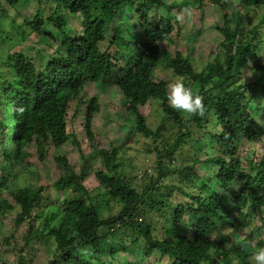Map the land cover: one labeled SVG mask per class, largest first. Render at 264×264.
<instances>
[{"label": "trees", "instance_id": "16d2710c", "mask_svg": "<svg viewBox=\"0 0 264 264\" xmlns=\"http://www.w3.org/2000/svg\"><path fill=\"white\" fill-rule=\"evenodd\" d=\"M7 1L11 6L18 3V0ZM184 1L45 0L46 6L38 9L27 24L29 32L47 36L48 41L62 49L46 60L26 56L22 48L13 50L17 42L9 35L2 36L10 48L3 52L0 46L3 161L0 171H6L11 160L24 158L27 147L33 143L42 148L45 143L60 148L68 141L77 145L75 132L66 118L67 108L70 100H74L71 116L76 117L78 106L85 100L82 97L85 86L94 82L110 81L116 85L126 110L135 117L134 130L151 139L152 147L148 149L156 154L154 172L145 170L142 181L136 183L118 169L121 164L116 146L100 148L98 153L104 168L98 169L94 176L97 188L102 191L94 194L84 184L89 166L83 153L78 172L65 154L55 155L53 159L61 166L62 174L53 186L57 191L71 188L73 192L61 203L60 223L50 228L48 217L37 223L40 212L37 208L44 200L43 184L13 189L10 195L18 205L14 229L26 226L24 240L28 241L53 236L55 251L46 264H113L111 260L117 259L121 250H127L130 245L142 248L144 259L158 253L160 257L155 264H161L164 255L168 256L165 264H253L244 244L254 235L251 229L258 227L255 220L259 225L264 223V151L256 152L257 145L264 147V107L258 106L261 101L264 104V61L260 55L264 49V0H240L247 6L263 7L252 23H243L244 13L229 10L225 0H207L222 11L219 47L223 61L216 57L214 63L208 62L203 70L197 71L180 50L169 56L167 67L178 77L190 80L188 85L203 98L204 114L189 118L201 128L207 127V144L215 150L204 158L196 155L181 168L171 169L165 163L189 136L188 117L170 107L167 82L156 80L153 70L162 45L179 31L178 21L169 11L187 4ZM205 1L193 0L198 6ZM64 12L81 16L79 31L69 30ZM123 15L137 20L140 30L135 39L125 34L126 25L120 21ZM117 20L120 22L107 38L106 29ZM46 23L56 29L58 39L46 30ZM245 68L260 70L261 74L252 81L238 80ZM150 100L158 103L164 116L176 127L177 133L171 140L164 135L166 119L153 127L143 115L141 107ZM256 100L260 102L257 104ZM99 109L96 97L91 96L84 117L89 140L93 138L91 122ZM43 153L40 151V158ZM198 165L215 167L213 177L199 174ZM173 171L181 177L178 185L164 182ZM213 179L217 187H213ZM175 190L185 200L171 209L173 226L169 233L174 238L168 242L154 234L156 227L142 220L141 210L169 213L165 205ZM113 204L118 206L116 211ZM13 207L0 193V226L3 216ZM104 209H108L105 214ZM184 217L191 221L193 231L173 236L171 230ZM101 226L104 229L98 232ZM245 228L248 233L244 237L238 235ZM13 237L11 232L2 242L9 244ZM255 245L264 246V240H257ZM20 252L14 264H28L23 249ZM0 264H4L1 259ZM120 264L138 263L126 259Z\"/></svg>", "mask_w": 264, "mask_h": 264}, {"label": "rangeland", "instance_id": "374dc122", "mask_svg": "<svg viewBox=\"0 0 264 264\" xmlns=\"http://www.w3.org/2000/svg\"><path fill=\"white\" fill-rule=\"evenodd\" d=\"M187 4L181 5L179 8H174L171 13L172 16L178 21V33L172 36L169 41H166L162 45V52L160 59L153 70V76L156 80L162 79L167 82V89L169 92L170 84L178 77L172 69L168 68L166 63L169 56L173 55L175 51L180 50L183 54L189 57L193 63L195 70H203L208 62L214 63L216 57L218 60H222L220 51V42L222 35L219 31V27L223 24L222 11L219 7H216L209 3L207 0L203 5L198 6L197 2L193 0H185ZM229 10H238L242 15L244 13L245 18L243 23H252L259 17L263 7L260 5L247 6L242 4L240 0H225ZM45 0H18L16 5L11 6L7 0H0V46L3 52L9 50V43L3 40L2 36L9 35L14 42L13 50L23 49L26 56L36 58L38 57L47 59L48 56L57 52H61L62 49L57 46L53 41H48L47 36H37L34 33L29 32L27 21L34 18L38 9L42 10V6H46ZM187 10V11H186ZM46 12V11H45ZM64 17L67 20V27L70 31L75 32L81 29L80 22L81 16L73 15L68 12H64ZM126 25L125 34L130 38L135 39V35L140 30L137 25V20L129 16H121L120 21ZM119 20L113 22L112 26L106 29L107 38H109L111 32L115 26L120 22ZM121 21V23H122ZM230 25L233 27V21H230ZM46 30L53 32L58 39L56 29L49 23H46ZM135 31V32H134ZM23 32L27 35L23 36ZM107 40H105V43ZM105 43H103L105 45ZM263 55L264 61V49L260 53ZM223 61V60H222ZM261 74L260 70L245 68L244 73L240 77L241 81H252ZM181 78V77H180ZM188 85L190 80L184 79ZM112 82L107 81L103 83H91L85 86L82 93L84 103L80 104L77 108L78 114L76 117H72L71 114L74 110L75 101L70 100L67 108V120L69 126L74 130L78 144H72L69 141L66 142L60 148H54L47 143L42 146H36L35 143L27 147V153L22 159L11 160L6 171H0V193L7 199L8 202L13 204V209L8 211L7 214L1 219L2 224L0 226V259L4 261V264H14L15 259L19 258L20 249H23L22 255L25 258V262L28 264H46L47 260L52 256L55 251V242L53 236L47 235L44 240L32 238L29 241L24 240L26 234V226H22L19 230L14 229L13 221L14 214L18 210V205L13 202L11 198V191L19 187H36L39 184L44 186V200L43 203L37 208L39 216L37 223L44 222V217H48V227L57 226L62 218L61 203L63 199L69 197L73 190L71 188L64 189L63 191H57L53 182L61 176V166L58 165L53 157L57 154H65L69 163L73 166V169L78 172L81 165V154L83 153L86 165L89 166V171L84 179V184L89 190L93 191V194L102 191L98 189V182L95 179V172L98 169L104 168L101 157L98 150L100 148H109L111 144L116 146L118 150V159L121 164L118 169L125 173L129 178L136 183L141 182L144 177L143 174L146 171L152 170L154 172V165L156 154L150 151L149 147H152L151 139L144 138L140 133L134 130L135 117L126 110L125 101L121 95L119 89ZM91 96L96 97L100 104L98 114L94 116L91 122V132L93 138L89 140L84 128V117L86 112V102ZM257 104L259 100L255 101ZM261 101L258 106L264 107ZM5 104V102H1ZM143 115L147 118L149 125L153 127L160 124L163 119H166L167 129L164 132L166 139L171 140L173 135L177 133L176 127L172 122L166 118L163 112L160 110L156 101L150 100L143 107H141ZM187 120V131L189 136L181 143L179 149L174 153V157L167 159L166 163L172 168H181L193 161L196 155L204 158L208 154H213L215 150L212 146L207 144L209 136L207 135V127L201 128L189 118ZM6 115H3L5 121ZM264 122V119L263 121ZM208 128L211 127V123H207ZM183 131H186L183 129ZM2 130L0 128V137ZM6 136V134H4ZM6 136V140H7ZM201 142L203 145L201 146ZM150 147V148H151ZM198 147L202 148L201 151ZM40 151L44 152L42 158L39 157ZM264 151V147L257 145L256 152L261 153ZM82 152V153H81ZM0 157V163H1ZM3 162V161H2ZM152 168V169H151ZM215 167L208 165L202 167L197 166V172L205 177L214 175ZM169 178L165 180V183L178 185L181 183V177L178 173L173 171L169 174ZM213 187H217L215 179L211 180ZM218 189L221 192V189ZM183 195L175 190L172 197L168 200V212L165 214L162 211L153 210L147 212L142 209V220L149 222L153 227H156L154 234L158 237H165L168 242H173L172 235L169 233V228L173 226L171 209L174 208L177 202H184ZM113 210L116 211L117 204H113ZM101 208V207H100ZM108 209H104L103 213H107ZM102 214V217H105ZM185 219L175 227L173 236L178 233L192 232L191 221ZM260 222L256 219L255 225L258 227L252 228L254 235L248 239L244 244V249L248 252L249 258L252 259V253L257 249L255 242L257 240H264V223L259 225ZM152 227V228H153ZM104 226L98 229L101 232ZM238 232L241 237H244L248 233V229H241ZM14 232V237L9 239V244H4L2 239L5 236L11 235ZM110 237V236H108ZM119 235L115 238L118 239ZM29 244L26 246L24 242ZM144 247V244L140 245ZM142 250V248H141ZM138 247L134 245L128 246L127 250H121L117 259L111 260L113 264H120L124 260H129L138 264H155L157 262L159 254L154 253L150 257L144 259V255ZM161 264H165V259H168L167 255L162 258Z\"/></svg>", "mask_w": 264, "mask_h": 264}, {"label": "clouds", "instance_id": "9594fccd", "mask_svg": "<svg viewBox=\"0 0 264 264\" xmlns=\"http://www.w3.org/2000/svg\"><path fill=\"white\" fill-rule=\"evenodd\" d=\"M167 100L172 109L188 116L203 115L205 112L203 98L180 77L170 84ZM252 259L253 264H264V246L258 247L252 253Z\"/></svg>", "mask_w": 264, "mask_h": 264}]
</instances>
